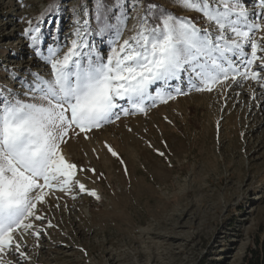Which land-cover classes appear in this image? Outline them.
Returning a JSON list of instances; mask_svg holds the SVG:
<instances>
[{"label": "rangeland", "instance_id": "374dc122", "mask_svg": "<svg viewBox=\"0 0 264 264\" xmlns=\"http://www.w3.org/2000/svg\"><path fill=\"white\" fill-rule=\"evenodd\" d=\"M58 1L56 13L43 19L48 5ZM113 3L108 0L109 7ZM122 3L128 19L113 45V34L95 30V0H0V84L22 94L20 82L32 80L31 74L52 79L51 65L35 54L30 27H39L42 50L59 38L58 58L71 47L77 20L88 19L86 39L106 59L112 46L135 34L148 5L171 9L217 33L215 23L202 13L181 8L174 0ZM243 6L249 22L261 25L252 38L259 45L257 55L264 58V4L243 0ZM246 51L250 54V47ZM237 63L244 72V65ZM260 64L256 60L246 76L222 81L212 91H196L185 74L170 82L174 99H156L154 104L146 99L144 112L121 100L127 115L118 107L119 119L113 116L86 134L70 133L60 150L76 165L71 185L45 189V200L36 210L43 219L29 218L33 229L12 234L16 242H28L20 250L25 264H244L252 249L264 246ZM253 71L259 73L257 79L250 78ZM177 85L181 94L175 91ZM158 88L159 82L150 86L153 97ZM39 247L44 248L37 253ZM5 253L0 252V263L9 264Z\"/></svg>", "mask_w": 264, "mask_h": 264}, {"label": "snow or ice", "instance_id": "6c2138e0", "mask_svg": "<svg viewBox=\"0 0 264 264\" xmlns=\"http://www.w3.org/2000/svg\"><path fill=\"white\" fill-rule=\"evenodd\" d=\"M261 2L264 4V0ZM174 3L202 13L215 23L217 33L213 35L189 18L167 10L156 14L158 6L148 5L135 34L119 47L112 46L105 59L86 39L91 29L88 19L77 20L75 39L62 58H58L62 48L58 37L54 46L42 50L39 27L27 30L35 54L51 65L53 75L45 79L39 73L31 74L32 80L20 82L22 94L0 84V252L13 246L19 251L21 245L14 240L13 232L33 229L29 218L43 219L36 210L37 203L45 200V189L59 184L64 190L71 185L76 165L66 161L60 150L61 144L71 138L70 133L86 134L111 122L113 116L119 119L115 111L118 107L127 115L128 109L119 104L121 100L144 112L146 99H152L153 104L156 99H174L170 82L181 80L185 74L196 91H212L222 81L246 76L258 59L259 70L264 71V58L257 55L259 45L252 38L261 25L249 22L243 0ZM49 10L51 5L46 12ZM84 14L87 16V11ZM153 16L159 23H149ZM110 18L118 23L113 25ZM93 19L97 33H113L115 45L123 35L128 15L122 0H114L111 7L105 0H95ZM249 47L250 54L246 51ZM238 61L244 65V72ZM258 75L253 71L250 78L257 79ZM158 82L153 97L149 88ZM175 91L181 94L178 85ZM108 150L117 155L110 147ZM79 188L86 191L83 184ZM89 194L96 196L95 191ZM20 256L25 253L20 251Z\"/></svg>", "mask_w": 264, "mask_h": 264}, {"label": "trees", "instance_id": "16d2710c", "mask_svg": "<svg viewBox=\"0 0 264 264\" xmlns=\"http://www.w3.org/2000/svg\"><path fill=\"white\" fill-rule=\"evenodd\" d=\"M59 4V1L57 3L51 4V10L49 11H45V15L43 16V19H45L47 17L48 14L50 13H56V6ZM105 4L108 5V0H105ZM48 8L47 10L49 9ZM164 10H167V12L172 13L174 15H176L177 17H181L180 15L173 13V11L171 9L165 8L163 6H158V8L156 10H154V12H156V14H158L159 12H162ZM110 23H112L113 25H116L118 23V21L116 19H110ZM149 23L155 25L156 23H159V20L155 19V17H149ZM138 28V27H137ZM136 32V31H135ZM106 33H110L113 34L112 32H106ZM244 264H264V246H261L260 250H254L252 249L250 251V253H248L244 259Z\"/></svg>", "mask_w": 264, "mask_h": 264}, {"label": "bare ground", "instance_id": "6f19581e", "mask_svg": "<svg viewBox=\"0 0 264 264\" xmlns=\"http://www.w3.org/2000/svg\"><path fill=\"white\" fill-rule=\"evenodd\" d=\"M19 242H21V241H19ZM27 243H21L20 244L21 245L20 250H23V248H26L27 247L26 245H28ZM42 248H44V247H39L37 253H39ZM4 250L6 251V253L4 254L3 257H6V259H9V261H10L9 264H25V258L20 256V250L16 251L14 246L10 247V248L6 247ZM35 253H36V251L34 252V255H36ZM1 258H2V256H1ZM0 264H8V263H0Z\"/></svg>", "mask_w": 264, "mask_h": 264}]
</instances>
